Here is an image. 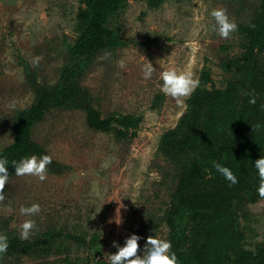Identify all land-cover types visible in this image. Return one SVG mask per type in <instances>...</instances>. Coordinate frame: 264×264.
Instances as JSON below:
<instances>
[{
    "label": "rangeland",
    "instance_id": "rangeland-1",
    "mask_svg": "<svg viewBox=\"0 0 264 264\" xmlns=\"http://www.w3.org/2000/svg\"><path fill=\"white\" fill-rule=\"evenodd\" d=\"M259 4L260 0H163L154 8L145 1H130L121 17L128 45L99 56L80 84L87 93L83 102L93 104L103 116H141L137 137L121 143L112 134L93 131L84 110L72 108L70 102L49 111L34 127L33 138L56 164L46 167L43 181L14 172L9 176L0 200V234L7 242L35 243L53 231L83 235L88 241L97 235L99 245H85L73 257L79 264H108V254L116 251L112 242L123 245L132 233L142 238L141 248L151 235L169 241L163 216L174 185L160 142L187 112L191 95L183 98V105L165 96L160 73L169 68L189 71L199 83L208 72V87L236 85L242 97V88L253 81L254 62L242 58L244 41L238 26ZM82 7L80 0H0V151L13 141L15 112L33 104L39 86L60 81L64 43L75 41ZM214 9H223L237 25L227 38L214 30L209 14ZM258 60H264V53ZM147 63L154 69L145 79L142 66ZM22 203L40 205V213L31 217L34 228L28 239H21L13 227L20 219L15 211L8 212ZM236 210L231 223L239 233V246L257 255L264 251V198L244 193ZM120 217L118 226L114 220L120 222ZM229 255L228 264H234L235 252ZM59 259L41 245L29 255L0 252V264H65Z\"/></svg>",
    "mask_w": 264,
    "mask_h": 264
},
{
    "label": "trees",
    "instance_id": "trees-1",
    "mask_svg": "<svg viewBox=\"0 0 264 264\" xmlns=\"http://www.w3.org/2000/svg\"><path fill=\"white\" fill-rule=\"evenodd\" d=\"M130 1L80 0L83 7L74 29L76 39L64 43L66 60L60 81L53 86H39L33 104L13 116V141L0 151V157L8 161L9 176L14 172L13 160L49 155L34 140L33 129L49 111L66 108L68 102L72 108L84 110L86 123L93 131L112 134L121 143H131L137 137L141 116L118 112L103 116L93 104L83 102L87 93L80 84L83 73L99 56L128 45L121 17ZM140 1L154 8L163 2ZM251 13L238 31L244 41L243 60L254 62L252 83L241 87V97L236 85L208 87L210 75L204 72L188 100L187 112L160 142V152L171 163L169 177L174 185L163 219L178 264H228L232 252L234 264H264L263 250L255 255L240 248L239 233L231 223L244 193L259 198L253 162L264 156V60H258L264 53V0ZM250 98L255 103H249ZM216 162L231 169L237 183L226 181L216 171ZM54 164L51 157L47 167ZM35 243L10 240L3 252L29 255L35 245H41L61 258V263L79 264V258L73 255H79L85 245H99L100 237L94 235L88 241L83 235L53 231Z\"/></svg>",
    "mask_w": 264,
    "mask_h": 264
},
{
    "label": "clouds",
    "instance_id": "clouds-1",
    "mask_svg": "<svg viewBox=\"0 0 264 264\" xmlns=\"http://www.w3.org/2000/svg\"><path fill=\"white\" fill-rule=\"evenodd\" d=\"M214 18V30L217 35L222 38L229 37L230 33L235 31L237 25L231 21L223 9H214L210 13ZM123 63V62H121ZM153 64L147 63L142 66V73L145 79L151 77L153 72ZM160 91L165 95L176 100L178 105L184 104V99L192 94L198 81L193 79L189 71H177L169 68L160 73ZM249 103H255L254 98H250ZM51 163V157L47 154L30 155L21 157L19 160H13L11 165L14 168L16 176L32 175L39 180H45L46 167ZM8 161L0 157V200H3L2 189L9 179ZM258 177L257 193L264 198V156L253 162ZM216 171L231 184L237 183V178L227 166L221 163H214ZM15 211L20 218L18 223L13 227L18 229L21 239H28L34 228V217L40 213V205L32 203L30 205L20 204L17 209H8L9 213ZM116 217V216H115ZM114 222L119 226L121 223ZM142 238L136 233H132L124 238L123 245L116 241L112 242V246L116 249L114 253L108 254V264H178L177 257L172 251L171 242L166 239H157L153 235L144 239L143 247L139 245ZM7 248V237L0 234V252Z\"/></svg>",
    "mask_w": 264,
    "mask_h": 264
}]
</instances>
